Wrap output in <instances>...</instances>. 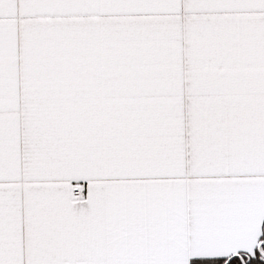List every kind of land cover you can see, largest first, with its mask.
<instances>
[{"label": "snow or ice", "instance_id": "6c2138e0", "mask_svg": "<svg viewBox=\"0 0 264 264\" xmlns=\"http://www.w3.org/2000/svg\"><path fill=\"white\" fill-rule=\"evenodd\" d=\"M0 264H264V0H0Z\"/></svg>", "mask_w": 264, "mask_h": 264}]
</instances>
